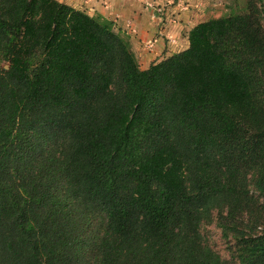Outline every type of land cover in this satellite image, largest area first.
Here are the masks:
<instances>
[{
	"label": "trees",
	"instance_id": "1",
	"mask_svg": "<svg viewBox=\"0 0 264 264\" xmlns=\"http://www.w3.org/2000/svg\"><path fill=\"white\" fill-rule=\"evenodd\" d=\"M188 36L143 69L101 15L0 0V264H230L216 210L264 264V0Z\"/></svg>",
	"mask_w": 264,
	"mask_h": 264
},
{
	"label": "crops",
	"instance_id": "2",
	"mask_svg": "<svg viewBox=\"0 0 264 264\" xmlns=\"http://www.w3.org/2000/svg\"><path fill=\"white\" fill-rule=\"evenodd\" d=\"M60 1L90 15H101L113 21L115 29L130 40L132 50L143 69L189 46V31L204 21L197 12L198 7L201 10H215L211 8L215 0ZM160 4L166 5V11L154 19L153 6Z\"/></svg>",
	"mask_w": 264,
	"mask_h": 264
},
{
	"label": "rangeland",
	"instance_id": "3",
	"mask_svg": "<svg viewBox=\"0 0 264 264\" xmlns=\"http://www.w3.org/2000/svg\"><path fill=\"white\" fill-rule=\"evenodd\" d=\"M246 1L247 0H215L214 6L211 7L215 9L214 11L201 10L198 7V11L201 15V18L209 19L214 16H221L233 12H242L246 9ZM164 6L166 9V5H154L153 8H160ZM210 8V9H211ZM217 8V9H216ZM162 16V15H160ZM209 16V17H208ZM207 17V18H205ZM153 18L158 19L159 16L154 14L153 10ZM161 20V19H160ZM251 191L258 196V191L256 190L253 183L250 184ZM218 211L214 212V217L209 222H204L201 226V232L204 237V241L209 244L217 253L220 254L223 260L229 262L230 264H241L238 253H239V243L236 238L235 232H231L229 237L223 234V230L218 224ZM245 223L248 221V215L244 217ZM249 222V221H248ZM251 226L246 227L245 229L249 231ZM264 229V222L256 229V233L261 232ZM253 231V229L251 230Z\"/></svg>",
	"mask_w": 264,
	"mask_h": 264
},
{
	"label": "built area",
	"instance_id": "4",
	"mask_svg": "<svg viewBox=\"0 0 264 264\" xmlns=\"http://www.w3.org/2000/svg\"><path fill=\"white\" fill-rule=\"evenodd\" d=\"M165 11H166V9L164 6H162L160 8H156V7L154 8V14L157 16L163 15Z\"/></svg>",
	"mask_w": 264,
	"mask_h": 264
}]
</instances>
